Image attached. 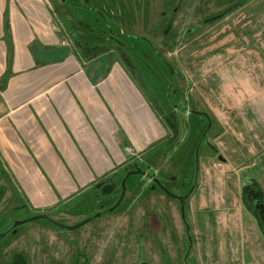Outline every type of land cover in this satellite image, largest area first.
<instances>
[{
    "label": "rangeland",
    "instance_id": "obj_1",
    "mask_svg": "<svg viewBox=\"0 0 264 264\" xmlns=\"http://www.w3.org/2000/svg\"><path fill=\"white\" fill-rule=\"evenodd\" d=\"M84 1L104 13L92 11L94 21L116 19L121 35L111 29L105 41L85 46L62 12L68 39L61 44L77 53L79 66L117 62L144 85L165 127L172 109L180 116L175 145L196 137L191 126L185 130L186 120L191 125L203 116L200 129L208 125L203 113L220 122L222 135L206 130L199 159L177 149L170 154L164 133L124 168L80 192L82 198L92 192L93 206L69 203L61 207L65 217L54 211L57 223L35 219L40 213L0 154V264H264V0ZM9 4L15 8L18 1ZM173 83L199 103L179 99L172 106ZM167 180L179 184L177 197L159 186ZM178 195L187 196L185 213ZM79 212L86 218L77 221Z\"/></svg>",
    "mask_w": 264,
    "mask_h": 264
},
{
    "label": "crops",
    "instance_id": "obj_2",
    "mask_svg": "<svg viewBox=\"0 0 264 264\" xmlns=\"http://www.w3.org/2000/svg\"><path fill=\"white\" fill-rule=\"evenodd\" d=\"M17 1L13 8L9 0H0V154L14 174L15 184L30 196L36 213L62 215L61 207L76 201L93 206L96 198L92 192L85 198L80 192L90 191L109 173L124 168L132 154L149 150L164 133L162 145L170 154L177 149L176 153L182 150L198 158L206 130L221 137L216 118L207 117L208 125L200 129L205 117L195 116L184 127L188 132L190 126L195 129L196 137L187 136L181 145H175L174 123L180 122V116L176 118L172 109L165 127L157 108L139 87L143 84L132 82L117 62L111 65L108 61L112 67L103 63L96 68L79 66L77 53L61 44L68 37L60 14H67L70 27L88 46L95 38L105 41L109 28L121 35L116 19L108 24L93 20L100 7L92 9L84 0ZM114 12L117 16L118 11ZM129 45L134 49V44ZM149 69L151 72L152 67ZM172 85L169 97H177L172 106L179 99L199 103L185 97L176 83ZM194 139L197 141L192 143ZM173 157L174 153L166 162L172 163ZM173 183L167 180L164 185L177 195L179 184ZM185 197L178 195L182 203ZM75 216L80 217L77 221L86 218L80 212Z\"/></svg>",
    "mask_w": 264,
    "mask_h": 264
},
{
    "label": "water",
    "instance_id": "obj_3",
    "mask_svg": "<svg viewBox=\"0 0 264 264\" xmlns=\"http://www.w3.org/2000/svg\"><path fill=\"white\" fill-rule=\"evenodd\" d=\"M135 172H136V171H132L131 173H135ZM123 188H124V189H123L124 191H123V193H122V196H121V198H120L118 204L121 203V201H122V199H123V197H124V195H125V181H123ZM180 199H182V198H180ZM35 219H47V220H49V221H51V222L57 223V220H56L53 216H51V215H49V214H47V213L39 214V215L35 216ZM85 222H86V221H81V222H79V223H77V224H75V225L70 226L69 228H70V229L78 228V227L84 225ZM18 223L21 224V223H23V221H19Z\"/></svg>",
    "mask_w": 264,
    "mask_h": 264
},
{
    "label": "flooded vegetation",
    "instance_id": "obj_4",
    "mask_svg": "<svg viewBox=\"0 0 264 264\" xmlns=\"http://www.w3.org/2000/svg\"><path fill=\"white\" fill-rule=\"evenodd\" d=\"M92 2H93V0H92ZM89 5H90V3H89ZM90 8H92V9H94L95 7H92V6H90ZM99 10H97V13L99 14V13H101V14H103L102 12H98ZM106 24H108V21H106L105 22ZM110 26H108V28H109ZM109 30L111 31V28H109ZM196 111V110H195ZM201 113H203L204 111H200ZM202 115H204V116H206V117H208V115H205L204 113L202 114ZM209 117L211 118V119H213L212 118V116L209 114ZM252 187H254V186H252V185H249V187L246 189V191H248L247 193L249 194L248 195V197H249V199L252 197L253 198V196H255V191L253 190V188ZM258 192V191H257ZM259 193V195H260V192H258ZM259 197V196H258ZM260 198V197H259ZM263 202V201H262ZM261 202V203H262ZM263 207V208H262ZM259 208L261 209L260 211V213L262 214V217L264 218V203L263 204H259Z\"/></svg>",
    "mask_w": 264,
    "mask_h": 264
},
{
    "label": "trees",
    "instance_id": "obj_5",
    "mask_svg": "<svg viewBox=\"0 0 264 264\" xmlns=\"http://www.w3.org/2000/svg\"><path fill=\"white\" fill-rule=\"evenodd\" d=\"M247 34H248V30H246L245 31ZM249 34H252V33H249ZM193 106L194 107H196L194 104H193ZM213 118V117H212ZM214 119V118H213ZM160 185L159 186H161V188L163 189V191L166 193V194H169L170 196H172V197H177L176 196V194H174L173 192H171V191H169L163 184H161V183H159ZM183 204H184V202H183ZM183 207L185 208V210H184V212L183 213H185L186 212V207H185V204L183 205ZM186 221H187V218H184Z\"/></svg>",
    "mask_w": 264,
    "mask_h": 264
}]
</instances>
